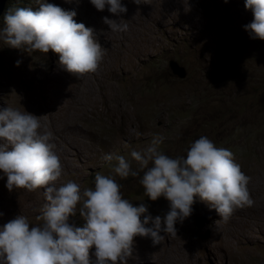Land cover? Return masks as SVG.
<instances>
[{
	"label": "rangeland",
	"instance_id": "1",
	"mask_svg": "<svg viewBox=\"0 0 264 264\" xmlns=\"http://www.w3.org/2000/svg\"><path fill=\"white\" fill-rule=\"evenodd\" d=\"M47 2L75 10L76 21L94 28L106 49L99 70L78 77L64 70L51 50L17 49L0 38V109H25L57 132L64 168L57 186L72 180L81 190L94 188L97 172L113 174L105 155L131 159V151L154 136L163 137L160 150L172 158L186 157L191 143L207 136L231 150L252 178L255 205L237 210L225 223L197 198L191 216L176 224V236L161 232L165 239L155 262L144 260L147 248L143 260L135 257L137 263L133 258L129 264H264V40L252 39L245 29L254 19L245 0H164L167 4L153 10L162 8L158 13L150 10L151 16L113 37L102 23L105 16L115 17L107 8L98 11L90 0ZM17 7L38 10L35 0H7L0 30L6 27L5 12ZM170 60L186 70L184 79L172 74ZM55 118L67 126L64 132ZM132 166L138 167L135 161ZM0 177V226L20 214L31 226L41 224L36 217L46 203L44 189L10 192L7 177L2 172ZM140 178L115 176L124 198L135 206L143 203L145 215L163 220L169 201L147 198ZM72 220L84 223L79 205ZM90 251L94 254V247Z\"/></svg>",
	"mask_w": 264,
	"mask_h": 264
},
{
	"label": "clouds",
	"instance_id": "2",
	"mask_svg": "<svg viewBox=\"0 0 264 264\" xmlns=\"http://www.w3.org/2000/svg\"><path fill=\"white\" fill-rule=\"evenodd\" d=\"M132 2L144 4V0ZM35 3V11L17 7L5 12L6 27L0 30L4 43L30 52L46 54L51 50L67 72L78 77L95 74L106 55L97 31L78 23L75 10L47 0ZM90 3L98 11L107 8L116 17L128 11L122 0ZM245 8L254 17L245 29L252 39L264 40V0H245ZM126 21L103 17V23L115 33L129 30ZM40 117L25 109H0V172L7 177L5 186L10 192L43 188L46 201L36 217L41 224L31 226L20 214L0 226V264H128L136 251V237H149L156 245L165 239L161 232L176 236V224L191 216L197 198L225 223L237 210L255 205L249 189L252 178L242 171L231 150L217 147L207 136L191 143L186 157L176 158L164 154L160 150L163 137L154 136L147 146L133 149L131 159L115 153L105 155L114 175L97 172L94 188L81 190L72 180L57 186L64 168L54 133L42 126ZM133 161L138 165L135 169ZM115 176L141 177L145 196L152 201L164 197L170 211L163 220L145 215L147 207L124 198ZM78 205L82 226L72 220ZM150 221L153 226L146 227Z\"/></svg>",
	"mask_w": 264,
	"mask_h": 264
},
{
	"label": "bare ground",
	"instance_id": "3",
	"mask_svg": "<svg viewBox=\"0 0 264 264\" xmlns=\"http://www.w3.org/2000/svg\"><path fill=\"white\" fill-rule=\"evenodd\" d=\"M66 1V0H65ZM146 1V2H145ZM144 2V4H142V8L139 10V11H136V7L138 6L137 4H135V3H133L132 2V0L131 1H129L128 2V4H126L125 5V3H124V5L127 7V9H128V11H127V13H124V14H121V17H113L112 19H119V18H123V19H125V20H127L126 22L127 23H129V27H131L132 26V24L133 23H135L137 20H139V19H141L142 17H144V16H151L152 15V13H151V11L150 10H156L155 8L156 7H159V6H162V5H164L163 3H166V2H163L164 0H145ZM79 4V3H78ZM167 4V3H166ZM71 5V4H70ZM80 7V6H79ZM75 9V8H74ZM87 9V8H86ZM106 9V8H105ZM162 8H160V10H161ZM159 10V11H160ZM87 11V10H86ZM93 11V10H92ZM158 10L157 11H153L154 13L156 12V13H158L159 12ZM93 13V12H92ZM112 15V14H111ZM111 15H110V17H111ZM101 15H99V17H100ZM97 17V16H96ZM103 20V19H102ZM83 22V21H82ZM100 22V21H99ZM85 23H87V22H85ZM91 23V22H90ZM103 23V22H102ZM88 24V23H87ZM88 25H90V24H88ZM104 25V24H103ZM89 27V26H88ZM91 27V26H90ZM102 27V26H101ZM100 27V28H101ZM109 29V28H108ZM110 30V29H109ZM102 32V31H101ZM98 34V33H97ZM102 34V33H101ZM116 33L115 32H112V31H110V34H109V36L110 37H113L114 35H115ZM101 39V38H100ZM99 42H101V40H99ZM54 113V112H53ZM66 119V118H65ZM48 120V119H47ZM50 120V119H49ZM55 120H56V122L58 123H56L57 125H59V131H61V132H64L65 131V129H66V127L67 126H65V127H63L64 126V123L63 124H59V122L57 121L58 119H56L55 118ZM54 121V120H53ZM60 123H62V122H60ZM49 124V123H48ZM61 127H63V128H61ZM54 128V127H53ZM54 133V132H53ZM57 133V132H56ZM56 133H54V135L56 134ZM165 246V245H164ZM147 248H150V252H149V250H148V255H145L146 257H144L145 259L144 260H147L148 262L149 261H154L155 262V260H157L158 259V257L160 256V254H161V248H162V245L161 244H156V245H153V242H152V240H151V238H149V237H136L135 238V249H136V251H135V253H134V255L132 256V257H130L129 258V260H128V264L129 263H131L132 261H134L133 260V258H135V257H141L142 258V260H143V254H144V250L145 249H147ZM164 249V248H163ZM167 249V248H166ZM165 249V250H166ZM147 252V251H146ZM151 252H153L152 254H150ZM164 252V251H163ZM150 254V255H149ZM165 255V253H163V255L162 256H164ZM165 257V256H164ZM92 260L93 261H95V256H94V254L92 255ZM162 259V258H161ZM135 260H136V262H134V263H137V260L138 259H136L135 258ZM140 260V259H139ZM163 260H164V258H163ZM141 261V260H140ZM160 261V260H159ZM145 262V261H144ZM144 262H143V264H144ZM158 261H156V263H157ZM138 263L139 264H141L142 262H139L138 261ZM160 263V262H159ZM158 264V263H157Z\"/></svg>",
	"mask_w": 264,
	"mask_h": 264
},
{
	"label": "water",
	"instance_id": "4",
	"mask_svg": "<svg viewBox=\"0 0 264 264\" xmlns=\"http://www.w3.org/2000/svg\"><path fill=\"white\" fill-rule=\"evenodd\" d=\"M6 1L7 0H0V17L3 14V11L5 9ZM168 65L173 75H175L179 79H184L186 77V70L182 66H180L178 63H176L173 60H170ZM199 225L201 226L200 223Z\"/></svg>",
	"mask_w": 264,
	"mask_h": 264
}]
</instances>
